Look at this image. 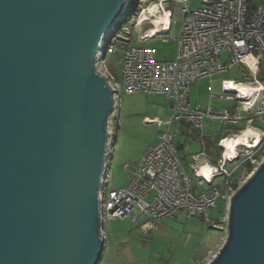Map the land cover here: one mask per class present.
Here are the masks:
<instances>
[{
	"label": "water",
	"instance_id": "obj_1",
	"mask_svg": "<svg viewBox=\"0 0 264 264\" xmlns=\"http://www.w3.org/2000/svg\"><path fill=\"white\" fill-rule=\"evenodd\" d=\"M126 2L0 0V264H100L115 88L97 58ZM208 264H264V160Z\"/></svg>",
	"mask_w": 264,
	"mask_h": 264
},
{
	"label": "built area",
	"instance_id": "obj_2",
	"mask_svg": "<svg viewBox=\"0 0 264 264\" xmlns=\"http://www.w3.org/2000/svg\"><path fill=\"white\" fill-rule=\"evenodd\" d=\"M250 1L200 0L198 8H191V0H127L120 16L103 35L97 65L115 88L108 127L107 170L101 186L103 233L106 222L112 220L131 217L137 226V215H134L137 208L147 218L140 227L145 235L159 229L162 220L183 213L187 217H204L209 223L210 210L219 200L230 202L242 185L241 173H253L263 162L264 128L255 124L264 125V5L259 4L251 10ZM134 2H137L135 9ZM172 3L180 5V22L175 19L176 11L170 8ZM133 15V29L125 28L122 31L127 36H120L124 22ZM158 16L164 17L159 24L156 23ZM175 25H178L174 35L175 56L172 60H159L149 42L170 34ZM133 31L137 34L135 43L132 42ZM120 49L124 51L121 62L123 91L128 95L163 96L170 100L172 114L164 122L159 118L149 121L160 128L166 127V130L147 148L138 163L123 164L124 171L131 172L126 186L108 190L106 179L113 163L120 126L121 89L115 85L105 59ZM225 54L227 56L223 58ZM234 66L241 67L240 79H225L222 94H210L212 99L234 105L215 110L213 106L204 108L192 104V85ZM208 119L219 120L228 127L227 131L220 132L214 152L204 144L205 150L192 155L194 162L189 172L172 129L186 122L202 130ZM242 121L245 125L239 128ZM248 127L259 133V141L254 140L251 147L236 144L229 155L226 141L239 137ZM200 137L206 138V135L201 133ZM188 148L186 144L185 149ZM229 164L234 166L229 169ZM204 166L210 168L209 175L204 173ZM218 178H222L221 183L216 182Z\"/></svg>",
	"mask_w": 264,
	"mask_h": 264
},
{
	"label": "rangeland",
	"instance_id": "obj_3",
	"mask_svg": "<svg viewBox=\"0 0 264 264\" xmlns=\"http://www.w3.org/2000/svg\"><path fill=\"white\" fill-rule=\"evenodd\" d=\"M252 3L264 5V0H251ZM200 0H191L190 7L198 8ZM137 6V2L133 3V9ZM171 9L176 11L175 19L180 22L182 13L180 5L171 4ZM133 12V10H132ZM135 15L129 17L124 22V28L120 29V36H127L122 30L125 28L133 29V21ZM123 21L120 22L122 24ZM178 29L175 25L172 32L168 35L150 40L149 45L156 50V55L159 60H172L175 56L176 42L174 35ZM132 42L137 41V34L133 31ZM123 50H118L117 53L108 54L105 63L108 70L114 78L115 85L121 89V117L120 129H118V141L115 148L113 163L110 167L109 176L107 177L108 190L117 189L126 186L130 179V171H124L123 164L116 160L117 153L122 144V139L126 135L137 141V149L145 144H155L157 136L160 132L166 130V127L159 128L155 123H149V119H144L145 116L154 118L159 116L163 122L171 117V110L167 108L170 100L158 95H141L138 96L137 107L141 109V113L133 117V125L129 126L125 116L126 109V93L123 91V76H122V59ZM227 55L225 54L223 58ZM241 67L234 66L226 72L215 74L212 77L205 78L199 81V85L193 86L191 94V102L193 105H200L204 108L213 106L215 110L234 105L232 102H226L217 98L212 99L210 94L221 95L222 82L225 79H240ZM168 101H166V100ZM168 102V103H167ZM245 121H242L239 128H243ZM264 128V125L255 124ZM115 127L114 129H116ZM227 126L223 125L219 120L208 119L204 123L202 130L194 128L186 122H182L172 129L175 134L176 143L179 146H184L179 150L181 158L186 169L190 172V165L194 162L192 155L205 150L204 144L212 140L218 141L220 132L227 131ZM159 133V134H158ZM206 135V138H201L200 134ZM157 139V140H156ZM156 141V142H155ZM254 140L250 142H242V145H253ZM189 145L188 149L185 146ZM216 144V143H215ZM246 148V147H245ZM215 156V154H214ZM264 159V156L262 160ZM131 164L139 161H127ZM234 164H229L231 169ZM252 172L241 173V184H243ZM222 178L216 180L221 183ZM229 201L224 202L219 200L217 204L209 212V223L204 217H187L182 214L175 218H166L160 222V228L156 231L142 234L140 227L146 221V217L140 213L137 208L134 215H137V226L131 220V217L125 219H117L108 221L105 224L106 240L103 257L100 264H132L135 258L138 261H145L149 264H208L217 254L220 247L226 240L228 233V207ZM215 223L216 226H213ZM122 245L128 249V254L122 250Z\"/></svg>",
	"mask_w": 264,
	"mask_h": 264
},
{
	"label": "crops",
	"instance_id": "obj_4",
	"mask_svg": "<svg viewBox=\"0 0 264 264\" xmlns=\"http://www.w3.org/2000/svg\"><path fill=\"white\" fill-rule=\"evenodd\" d=\"M198 85H196V86H198ZM193 86H195V85H192V87H191V94H192ZM191 94H190V100H191ZM141 95H143V94H132V95L126 94L125 116L127 117L126 123L129 126L133 125V120H134L133 117H135L136 115H139L141 113V109L139 107H137V105H136V102L139 101L138 96H141ZM166 101H168V100H166ZM167 108L169 110H171L169 108V105L167 106ZM171 113H172V111H171ZM155 118H159V116H155L154 118H151L150 116H145L143 118V120L144 119L152 120ZM161 128H163V127H161ZM119 129H120V127H119ZM157 139H158V136H157ZM153 144H151V143L146 144V145L144 144L143 147L139 148L140 150H138L137 149V145H138L137 141L133 140L132 138H128V136L125 135L122 139V144H121V147L119 149V152L117 153L116 160L118 161V163H121V164H123L124 162H127V161H140L143 158V155H144L145 151L147 150V148ZM112 221H114V220H112ZM140 231H141V229H140ZM104 234H105V238H106L105 228H104ZM121 249L125 250L126 254H128V249L126 248L125 245H122ZM134 260H135V262L132 264H149V263L145 262L144 260L138 261L136 258Z\"/></svg>",
	"mask_w": 264,
	"mask_h": 264
},
{
	"label": "bare ground",
	"instance_id": "obj_5",
	"mask_svg": "<svg viewBox=\"0 0 264 264\" xmlns=\"http://www.w3.org/2000/svg\"><path fill=\"white\" fill-rule=\"evenodd\" d=\"M162 20H164V17H157L156 19V23L159 24ZM235 85V84H233ZM244 89V88H243ZM250 137H252L253 140H256V143L259 141V133L252 127H248L243 134L239 135V137H235L233 139H229L228 141H226V144L229 148L228 150V154L232 155L233 150H235V145L239 144L242 145V142H250ZM248 146H252V145H248ZM203 171H205L204 173H206V175H209L210 172V168L208 166H204L203 167Z\"/></svg>",
	"mask_w": 264,
	"mask_h": 264
},
{
	"label": "trees",
	"instance_id": "obj_6",
	"mask_svg": "<svg viewBox=\"0 0 264 264\" xmlns=\"http://www.w3.org/2000/svg\"><path fill=\"white\" fill-rule=\"evenodd\" d=\"M257 5H259V4H255V3H252L251 1H250V4H249V7H250V9L251 10H253V9H255L256 7H257ZM220 138V137H219ZM219 140V139H218ZM208 143V149H209V151L210 152H214L215 150H216V147H217V143H218V141H216V142H213L212 140L210 141H208L207 142ZM216 143V144H215ZM184 146H179V150L181 149V148H183ZM263 147H264V145H263ZM217 155H218V153H217ZM249 165V168L251 169V165H250V162L248 163Z\"/></svg>",
	"mask_w": 264,
	"mask_h": 264
}]
</instances>
